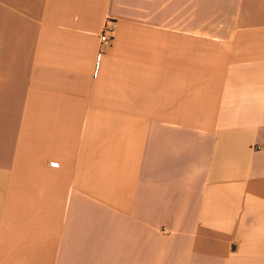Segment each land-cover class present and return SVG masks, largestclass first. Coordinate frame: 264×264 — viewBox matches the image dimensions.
I'll return each instance as SVG.
<instances>
[{
	"label": "crops",
	"instance_id": "crops-1",
	"mask_svg": "<svg viewBox=\"0 0 264 264\" xmlns=\"http://www.w3.org/2000/svg\"><path fill=\"white\" fill-rule=\"evenodd\" d=\"M0 264H264V0H0Z\"/></svg>",
	"mask_w": 264,
	"mask_h": 264
},
{
	"label": "built area",
	"instance_id": "built-area-1",
	"mask_svg": "<svg viewBox=\"0 0 264 264\" xmlns=\"http://www.w3.org/2000/svg\"><path fill=\"white\" fill-rule=\"evenodd\" d=\"M115 33V23L110 19L107 21L103 33L101 35V44L105 46H110Z\"/></svg>",
	"mask_w": 264,
	"mask_h": 264
}]
</instances>
